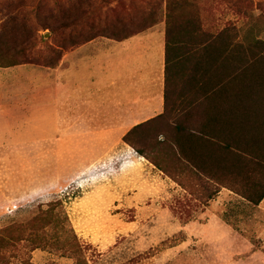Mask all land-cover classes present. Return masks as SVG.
I'll return each instance as SVG.
<instances>
[{
  "label": "rangeland",
  "instance_id": "1",
  "mask_svg": "<svg viewBox=\"0 0 264 264\" xmlns=\"http://www.w3.org/2000/svg\"><path fill=\"white\" fill-rule=\"evenodd\" d=\"M5 1L20 0H0V6ZM23 1L31 13L57 15L55 32L34 25L37 45L28 57L37 65L55 59L62 9L80 17L88 9L83 23L93 22L95 27L89 31L81 23L73 30L102 37L131 3L136 13L149 11L151 3L162 4V0ZM190 1L204 28L217 31L233 22L240 34L253 30L264 40V0ZM29 123L0 120V126L6 125L0 128V226L25 220L39 203L61 198L72 227L88 247V264H264V200L252 205L222 188L203 206L120 140L118 129L106 134L97 129L90 142L61 143L54 121L32 122L31 132L25 126ZM27 257L32 264H75L53 248L31 253L22 249L10 263L23 264Z\"/></svg>",
  "mask_w": 264,
  "mask_h": 264
},
{
  "label": "trees",
  "instance_id": "2",
  "mask_svg": "<svg viewBox=\"0 0 264 264\" xmlns=\"http://www.w3.org/2000/svg\"><path fill=\"white\" fill-rule=\"evenodd\" d=\"M162 4L151 3L149 11L136 13L131 3L103 34L124 39L164 21L163 111L128 129L122 141L203 206L222 188L258 205L264 198V40L253 30L240 34L233 22L217 31L204 28L193 1ZM25 7L23 0L0 6L2 67L32 63L28 56L37 45L34 25L54 32L58 28L56 12L31 13ZM88 13L85 9L80 17L62 9L55 59L41 65L54 66L65 51L96 38L73 30ZM83 24L89 31L95 27L93 22ZM45 248L58 250L75 264H88V247L72 227L61 198L39 203L25 220L0 226V264H11L10 257L22 249L31 253ZM23 264H32L30 258Z\"/></svg>",
  "mask_w": 264,
  "mask_h": 264
},
{
  "label": "crops",
  "instance_id": "3",
  "mask_svg": "<svg viewBox=\"0 0 264 264\" xmlns=\"http://www.w3.org/2000/svg\"><path fill=\"white\" fill-rule=\"evenodd\" d=\"M164 69V21L124 39L82 42L54 66H0V120L29 121L30 132L32 122L54 121L61 143L90 142L97 129H118L122 140L163 111Z\"/></svg>",
  "mask_w": 264,
  "mask_h": 264
}]
</instances>
